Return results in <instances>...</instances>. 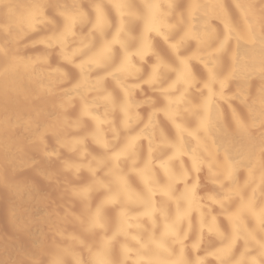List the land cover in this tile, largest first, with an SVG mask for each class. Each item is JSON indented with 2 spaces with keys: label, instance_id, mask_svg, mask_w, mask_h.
Returning a JSON list of instances; mask_svg holds the SVG:
<instances>
[{
  "label": "clouds",
  "instance_id": "obj_1",
  "mask_svg": "<svg viewBox=\"0 0 264 264\" xmlns=\"http://www.w3.org/2000/svg\"><path fill=\"white\" fill-rule=\"evenodd\" d=\"M0 264H264V0H0Z\"/></svg>",
  "mask_w": 264,
  "mask_h": 264
}]
</instances>
